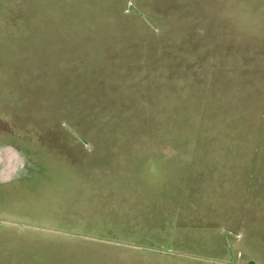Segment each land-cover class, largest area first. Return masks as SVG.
Masks as SVG:
<instances>
[{"label": "rangeland", "instance_id": "374dc122", "mask_svg": "<svg viewBox=\"0 0 264 264\" xmlns=\"http://www.w3.org/2000/svg\"><path fill=\"white\" fill-rule=\"evenodd\" d=\"M0 138V264H264V0H0Z\"/></svg>", "mask_w": 264, "mask_h": 264}, {"label": "crops", "instance_id": "0c3cea01", "mask_svg": "<svg viewBox=\"0 0 264 264\" xmlns=\"http://www.w3.org/2000/svg\"><path fill=\"white\" fill-rule=\"evenodd\" d=\"M39 163L29 161L24 150L10 140H0V216L45 221L47 216L62 214L60 210L64 201L51 205L39 200L42 199V187L53 192L47 182L35 179L43 170ZM75 184L71 179L60 182L62 187L57 194H77Z\"/></svg>", "mask_w": 264, "mask_h": 264}]
</instances>
